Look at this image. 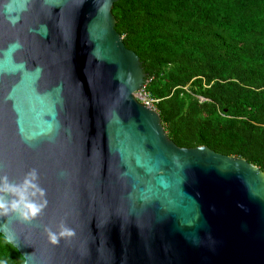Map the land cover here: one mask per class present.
<instances>
[{"label": "water", "instance_id": "obj_1", "mask_svg": "<svg viewBox=\"0 0 264 264\" xmlns=\"http://www.w3.org/2000/svg\"><path fill=\"white\" fill-rule=\"evenodd\" d=\"M115 1L0 0V175L48 199L0 233L24 264H264V166L167 136Z\"/></svg>", "mask_w": 264, "mask_h": 264}, {"label": "trees", "instance_id": "obj_2", "mask_svg": "<svg viewBox=\"0 0 264 264\" xmlns=\"http://www.w3.org/2000/svg\"><path fill=\"white\" fill-rule=\"evenodd\" d=\"M112 10L145 59L144 91L167 136L264 166V0H116ZM0 258L24 264L1 233Z\"/></svg>", "mask_w": 264, "mask_h": 264}, {"label": "clouds", "instance_id": "obj_3", "mask_svg": "<svg viewBox=\"0 0 264 264\" xmlns=\"http://www.w3.org/2000/svg\"><path fill=\"white\" fill-rule=\"evenodd\" d=\"M9 47L14 51L20 45L17 42ZM39 179L36 168L28 170L19 182L10 181L7 174L0 175V216L14 215L20 222L29 224L41 217L48 206V199ZM45 233L53 245H58L62 239L70 241L76 235L75 229L68 226L64 220L56 225L55 231L46 226ZM5 241L11 242V238L5 236ZM0 264H8V260L0 258Z\"/></svg>", "mask_w": 264, "mask_h": 264}, {"label": "built area", "instance_id": "obj_4", "mask_svg": "<svg viewBox=\"0 0 264 264\" xmlns=\"http://www.w3.org/2000/svg\"><path fill=\"white\" fill-rule=\"evenodd\" d=\"M139 94H140V102L143 103L144 105L151 107L153 109H155L153 107V103L156 101L154 98L151 97L150 94H148L147 92L144 91V86L139 90Z\"/></svg>", "mask_w": 264, "mask_h": 264}]
</instances>
